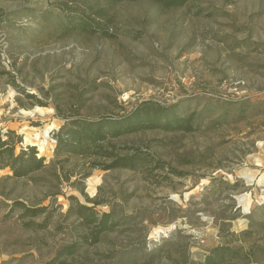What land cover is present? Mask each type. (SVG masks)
<instances>
[{
    "label": "rangeland",
    "instance_id": "1",
    "mask_svg": "<svg viewBox=\"0 0 264 264\" xmlns=\"http://www.w3.org/2000/svg\"><path fill=\"white\" fill-rule=\"evenodd\" d=\"M144 103L177 121L57 148ZM7 130L45 165L0 169V264H264V0H0Z\"/></svg>",
    "mask_w": 264,
    "mask_h": 264
},
{
    "label": "trees",
    "instance_id": "2",
    "mask_svg": "<svg viewBox=\"0 0 264 264\" xmlns=\"http://www.w3.org/2000/svg\"><path fill=\"white\" fill-rule=\"evenodd\" d=\"M153 1L163 7L180 6L186 2V0ZM107 120L111 119L108 118ZM174 120L177 121L172 111L163 110L157 105L149 106L145 103L114 121L107 122L103 121V119L92 121L86 119H72L68 123V128L65 131L66 137L57 134V148L85 155V150H82L84 145H96L97 141L105 139L108 134L109 136H118L125 133L128 129L150 128L155 124L162 125V127L165 128L174 122ZM184 120H181L180 123L177 124L178 128L183 127L182 122ZM105 125L107 128L104 130ZM186 125L187 126H184L182 129L189 130L190 124ZM106 131H109V133ZM19 141L20 137L16 135L13 130H7L3 135L0 133V169L9 168L12 173L11 175L18 178L29 176L45 165L44 157L37 156L35 146L26 145L20 147L19 151L16 152L15 149ZM87 147L85 149H87ZM141 160H143V158H140L138 155L123 156L118 158L113 164L108 165L107 168L115 165L133 168ZM27 211H30V215H36V213L41 211V208H29ZM77 212L86 222H93L96 219L92 209L84 204H78ZM109 217L110 215L108 213L102 215L98 224L101 226V230L107 229ZM228 253L229 252L223 247L217 246L205 256L204 263L218 264V261L223 260Z\"/></svg>",
    "mask_w": 264,
    "mask_h": 264
},
{
    "label": "built area",
    "instance_id": "3",
    "mask_svg": "<svg viewBox=\"0 0 264 264\" xmlns=\"http://www.w3.org/2000/svg\"><path fill=\"white\" fill-rule=\"evenodd\" d=\"M53 142L55 141L54 139H51Z\"/></svg>",
    "mask_w": 264,
    "mask_h": 264
}]
</instances>
